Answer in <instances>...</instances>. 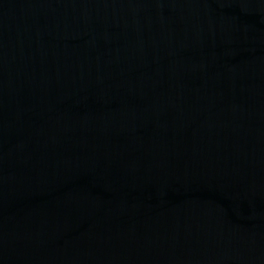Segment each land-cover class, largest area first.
<instances>
[{"label":"water","instance_id":"1","mask_svg":"<svg viewBox=\"0 0 264 264\" xmlns=\"http://www.w3.org/2000/svg\"><path fill=\"white\" fill-rule=\"evenodd\" d=\"M0 264H264V0H0Z\"/></svg>","mask_w":264,"mask_h":264}]
</instances>
